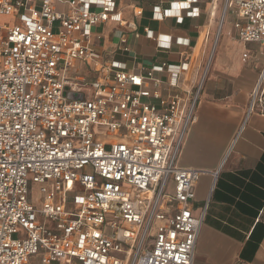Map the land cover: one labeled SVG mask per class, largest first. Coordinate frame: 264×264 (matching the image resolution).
I'll return each instance as SVG.
<instances>
[{
    "label": "built area",
    "instance_id": "built-area-1",
    "mask_svg": "<svg viewBox=\"0 0 264 264\" xmlns=\"http://www.w3.org/2000/svg\"><path fill=\"white\" fill-rule=\"evenodd\" d=\"M194 1L154 6L152 16L181 23L182 11L198 16ZM235 1L237 37L264 48V0ZM0 16L9 17L0 23V264H193L205 210L193 212L194 185L215 172L178 156L205 72L184 88V106L153 74L168 72L176 86L188 63L142 72L105 61L95 28L131 26L115 0H0ZM144 32L165 50L182 40ZM118 42L128 50L125 33ZM263 80L264 71L250 109L264 104Z\"/></svg>",
    "mask_w": 264,
    "mask_h": 264
},
{
    "label": "crops",
    "instance_id": "crops-1",
    "mask_svg": "<svg viewBox=\"0 0 264 264\" xmlns=\"http://www.w3.org/2000/svg\"><path fill=\"white\" fill-rule=\"evenodd\" d=\"M174 1L182 0H115L131 26L109 20L95 28L102 38L94 44L105 61L142 72L163 61L188 63L176 86L169 84L168 72L153 74L162 94H180L184 106L189 99L184 88L196 85L205 72L195 120L178 156L180 166L215 172L194 185L193 212L205 210L193 264H264V104L256 100L250 109L264 71V48L237 37L234 23L243 20L237 1L195 0L198 16L182 11L181 23L153 18L154 6L164 10ZM135 6L141 15L134 14ZM146 27L162 38L182 40L161 49L146 36ZM122 33L127 51L119 47ZM83 73L92 76L86 68Z\"/></svg>",
    "mask_w": 264,
    "mask_h": 264
},
{
    "label": "rangeland",
    "instance_id": "rangeland-1",
    "mask_svg": "<svg viewBox=\"0 0 264 264\" xmlns=\"http://www.w3.org/2000/svg\"><path fill=\"white\" fill-rule=\"evenodd\" d=\"M58 10H61L63 9V7L61 5H58L57 6ZM231 19V15L228 14L226 16V21L230 20ZM9 20V17L7 16H0V23L3 22V21H8ZM255 60V59H254ZM256 61V60H255ZM255 64V63H254ZM70 74H73V73H77L78 72V69H77V66L75 64H73L70 68ZM83 74V72L81 73ZM264 88V80L260 86V91ZM49 190L51 191L50 194L54 195L53 193V189L50 187ZM75 192V190L73 191H70V193L68 194L69 196H71L73 193ZM40 193H39V188H38V185L36 184H33L31 186V199H32V202L34 203V205L36 206H39V203H40ZM203 205V204H202ZM29 262L30 264H40L39 263V260L36 256H33V257H30L29 258ZM236 264H242V263H236Z\"/></svg>",
    "mask_w": 264,
    "mask_h": 264
},
{
    "label": "water",
    "instance_id": "water-1",
    "mask_svg": "<svg viewBox=\"0 0 264 264\" xmlns=\"http://www.w3.org/2000/svg\"><path fill=\"white\" fill-rule=\"evenodd\" d=\"M70 97H77L78 95L76 94H69Z\"/></svg>",
    "mask_w": 264,
    "mask_h": 264
}]
</instances>
